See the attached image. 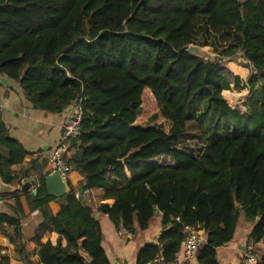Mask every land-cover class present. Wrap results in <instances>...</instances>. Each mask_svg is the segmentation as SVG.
<instances>
[{
	"label": "trees",
	"instance_id": "obj_1",
	"mask_svg": "<svg viewBox=\"0 0 264 264\" xmlns=\"http://www.w3.org/2000/svg\"><path fill=\"white\" fill-rule=\"evenodd\" d=\"M189 46L220 59L239 54L264 74V2L0 0V75L18 82L33 109L59 114L78 103L82 113V136L63 156L67 192L55 217L46 176L34 193H22L27 175L13 168L27 152L0 113V180L16 187L1 196L13 199L15 216L0 212V226L21 238L24 197L41 218L39 229L59 235L54 246L33 238L41 264H109L96 211L76 198L77 188L102 189L114 201L98 212L116 231L135 235L160 216L156 244L143 245L136 264L159 253L173 260L184 228L196 224L206 243L191 264H219L216 250L232 241L242 219L252 223L249 241L264 243V79L257 88L250 82L241 116L222 96L231 84L242 90L240 78L230 82L218 63L191 56ZM142 94L155 108L146 126L136 124ZM190 141L204 144L198 159L178 150ZM159 158L173 166L156 164Z\"/></svg>",
	"mask_w": 264,
	"mask_h": 264
},
{
	"label": "crops",
	"instance_id": "obj_2",
	"mask_svg": "<svg viewBox=\"0 0 264 264\" xmlns=\"http://www.w3.org/2000/svg\"><path fill=\"white\" fill-rule=\"evenodd\" d=\"M261 1L264 2V0ZM233 78L230 82L233 81ZM240 80L242 82L241 86L243 85L244 87L245 82L241 78ZM147 93L150 94L149 92ZM76 106L77 103H72L59 114L33 109L25 100L18 82L0 75V113L2 119L9 131V135L16 139L27 152L24 161L14 167L13 171L27 175V178L22 181V185L31 181L36 183L35 186L31 185L29 189L22 191V193H34L40 186L41 178L52 173L50 158L60 134L61 126L74 113ZM153 106L150 101L149 107L153 108ZM202 151L199 156L193 157L198 159ZM165 166H173V164L169 163ZM126 177L128 180L131 179L128 172H126ZM15 188V185L4 184L0 180L1 213L15 216L14 210L11 209L13 199L1 197L13 192ZM79 197L82 198L80 201H83L86 206L96 211L94 218L100 224L101 247L109 264H136V255L139 249L145 244H156L162 231L160 216L156 215L154 217L148 229L132 235L124 231H116L107 216L98 212L99 206L103 204L112 206L114 203L113 200L104 198L102 189L82 190L77 188L76 198L79 199ZM62 202L61 198H56L55 201L48 204L49 211L54 217L60 212ZM20 203L23 214V218L20 219L21 238L16 240L12 238V227L6 224L0 226V261L7 258L9 264H26L23 261V257H27L30 264H41L38 257L32 254L34 250H38L37 243L33 238L36 235H40L41 244L49 242L54 246L59 241V235L48 229L40 230L38 226L41 218L38 212H31L24 197L20 198ZM251 228L252 223L247 222L245 219L241 220L232 241L216 250V258L219 264H241L243 251L248 245H253L258 252L257 256L254 255L257 260L256 263L261 261L262 257H264V243L256 246L249 241L248 236ZM11 238L14 240L11 241ZM60 244L65 247L67 245L66 240L62 238ZM78 253L87 262H90V257L84 251H78Z\"/></svg>",
	"mask_w": 264,
	"mask_h": 264
},
{
	"label": "built area",
	"instance_id": "obj_3",
	"mask_svg": "<svg viewBox=\"0 0 264 264\" xmlns=\"http://www.w3.org/2000/svg\"><path fill=\"white\" fill-rule=\"evenodd\" d=\"M81 117L82 113L77 103L76 109L70 117H68L61 126L55 148L50 158L52 165V173L57 172L60 178L65 181L68 167L63 156L67 152L69 143L79 139L82 136L81 132ZM206 233L202 225L187 226L184 228V240L179 254L175 255L173 260L167 261L161 253L157 254L153 260L147 264H189L192 263L199 250L206 243ZM253 245H248L243 251L241 264H255L256 258L253 254Z\"/></svg>",
	"mask_w": 264,
	"mask_h": 264
},
{
	"label": "rangeland",
	"instance_id": "obj_4",
	"mask_svg": "<svg viewBox=\"0 0 264 264\" xmlns=\"http://www.w3.org/2000/svg\"><path fill=\"white\" fill-rule=\"evenodd\" d=\"M209 53L212 54V50L210 48H204ZM212 56H215L212 54ZM216 57V56H215ZM236 61L224 62L221 61V68L218 67L217 72L223 74L227 79L231 80L233 77L237 76L241 78L245 82V86L242 90L237 91L232 89L230 91L223 92V98L229 103L230 106L234 107L241 116L246 113V108L244 105L246 101L250 97L251 88L250 82L254 84V87L257 88L262 84L264 79V74L258 71H255L252 66L245 61L241 55H237ZM219 66V64H218ZM142 105H141V113L137 118V124L140 126H146L149 124V119L152 114L155 113V108L147 107V95L142 94ZM204 148V144L202 142H185L181 146L178 147L180 152H185L191 156H199L200 152ZM158 165H168L171 161L168 158H159L155 161ZM155 224V223H154ZM253 254L255 256L258 255L257 250H254Z\"/></svg>",
	"mask_w": 264,
	"mask_h": 264
},
{
	"label": "water",
	"instance_id": "obj_5",
	"mask_svg": "<svg viewBox=\"0 0 264 264\" xmlns=\"http://www.w3.org/2000/svg\"><path fill=\"white\" fill-rule=\"evenodd\" d=\"M186 51L191 56L198 57V58L210 61V62L218 63L219 68H221V61H224V62L236 61L235 59H230V58L220 59L217 56L216 57L212 56V54L209 53L207 50H205L204 48L197 47V46H189ZM227 104L229 105L228 102ZM230 107L233 110H236L234 107L232 106ZM31 185L35 186L36 183L33 181L25 183L21 186V190L26 191L27 189L30 188ZM44 185L46 187V191L48 192V194L54 196L55 198H62L66 194L65 182L60 178L57 172L51 173L48 176H46L44 180ZM79 200H82V198L79 197Z\"/></svg>",
	"mask_w": 264,
	"mask_h": 264
}]
</instances>
